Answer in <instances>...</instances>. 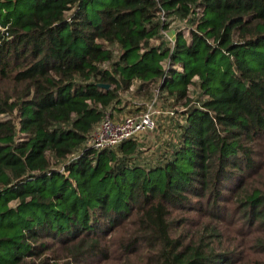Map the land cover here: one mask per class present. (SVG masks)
<instances>
[{
  "label": "trees",
  "instance_id": "obj_1",
  "mask_svg": "<svg viewBox=\"0 0 264 264\" xmlns=\"http://www.w3.org/2000/svg\"><path fill=\"white\" fill-rule=\"evenodd\" d=\"M23 1L0 0V264H263L264 0H122L98 24L92 0L16 16ZM162 11L192 30L170 57L183 71L162 66ZM136 83L186 101L154 162L137 140L88 145ZM194 211L199 233L180 232Z\"/></svg>",
  "mask_w": 264,
  "mask_h": 264
},
{
  "label": "rangeland",
  "instance_id": "obj_2",
  "mask_svg": "<svg viewBox=\"0 0 264 264\" xmlns=\"http://www.w3.org/2000/svg\"><path fill=\"white\" fill-rule=\"evenodd\" d=\"M122 2V0H92V2L89 5L88 11H89V19L94 23V24H98L100 23V15L99 12L107 7H111V6H115L118 3ZM32 4L33 1L32 0H25L21 3H19L16 6V16L20 15V14H24L29 12L32 9ZM71 14V13H70ZM15 16V17H16ZM176 24V25H175ZM169 30L168 32H170V35L174 36L176 35V29H180L183 25V23H179L178 21V25L177 23H175ZM185 28V27H184ZM185 30V29H183ZM174 31V32H171ZM188 42H190V37L191 34H189L188 36ZM238 38H236L235 40L237 41ZM212 42V41H211ZM258 55L254 58V67H257L258 65H264V46H262L260 48V50L258 51ZM229 59V58H228ZM245 59L247 61H249L248 56H245ZM204 61V59H203ZM227 63V61H226ZM212 67L215 69L217 68L216 65H212ZM137 90V89H136ZM149 92L147 91H142V92H137L134 90H130L129 92H124L121 94V103L119 104V108L121 106L122 110H130L128 113H123V114H127V115H123L124 116H132V115H136L139 114L141 111H143L146 107V105L148 103H151V101L156 98V103L154 104V111H156V118H157V124H156V129L152 132V134H141L140 136H138V138L136 139L137 142L139 143L140 146V153L138 155V158L140 157V160H144V161H148V160H153L157 161L161 158V155L164 153L163 149L166 145V143L168 142V140L170 141V139L172 138V132L171 130H163L164 134H154L157 133L158 129H159V124L162 118H164V120H166V122H164L163 125H167L168 122L167 120H171L174 118H177V116L180 117V115L184 112L185 110V105L184 103L186 101H182L179 103H175L174 101H172L171 99H169V97L166 94H157L155 93L154 96L149 97ZM155 97V98H154ZM202 96L199 93V89L197 87V85L195 84L194 88H192L189 92V98L197 101V99L201 98ZM124 106V107H123ZM118 110V108L116 109ZM173 110L174 112H176L175 116H170L167 114V112ZM110 112V111H109ZM120 112V111H117ZM112 115V118L114 119L115 115L113 114V111L110 112ZM5 119H9L10 116H4ZM162 127V125H161ZM146 138L145 140H143V137ZM165 136H167V138H165ZM156 137L159 138H164V142L159 144V141ZM148 138V139H147ZM166 140V141H165ZM158 142V143H157ZM165 155V154H164ZM138 158L135 160L137 161ZM150 162V161H149ZM9 206L11 208H16L18 206L17 202H11L9 204ZM199 211H194L191 213V219L188 220L187 222L184 223V227L183 229L181 228L180 232H183L187 235H196L199 233L200 231V222H201V217L199 218L197 213ZM185 213H181V212H177L175 214V216H177L176 218L182 222L183 224V219L186 217ZM225 228H233V223L230 224L227 223L226 225H224ZM238 239V236L234 235V234H227L226 235V246H229L232 242L236 243L235 240ZM262 263L264 264V261H262Z\"/></svg>",
  "mask_w": 264,
  "mask_h": 264
},
{
  "label": "built area",
  "instance_id": "obj_3",
  "mask_svg": "<svg viewBox=\"0 0 264 264\" xmlns=\"http://www.w3.org/2000/svg\"><path fill=\"white\" fill-rule=\"evenodd\" d=\"M196 11L202 15L203 9L200 7L196 8ZM161 18L162 24H167V29L164 27L160 30V36L163 38L167 45V50L169 57L162 63L164 70L169 71L171 67L177 69L178 71H183V68L179 65H171L170 57L174 51L175 44H176V36L178 33L182 32L185 39L188 41V35L191 34V29L189 28L188 24L184 21L179 19L171 20L166 18V14L162 11L159 13ZM183 23L180 29H176L175 37L170 35L168 30L177 23ZM176 25V24H175ZM185 27V28H184ZM0 29L2 27L0 26ZM185 29V30H183ZM3 30V29H2ZM174 32V31H171ZM192 37V36H191ZM190 37V40H191ZM194 81H198V78L195 77ZM194 87L189 88L190 90ZM132 90V88L130 89ZM157 94L160 93L159 88L156 89ZM155 98V97H154ZM156 103L153 99L151 103H148L143 111L139 114L132 115V116H124L120 120H115L112 118L110 112L106 114V116L101 120V122L95 127L93 130L91 137L89 139L88 145L94 148L96 151H103L107 149H113L118 147L121 143L126 140H136L138 136L144 133L153 132L156 129L157 118H156V111H154V104ZM186 110V108H185ZM184 110V111H185ZM170 116H175L176 112L173 110L167 112Z\"/></svg>",
  "mask_w": 264,
  "mask_h": 264
},
{
  "label": "crops",
  "instance_id": "obj_4",
  "mask_svg": "<svg viewBox=\"0 0 264 264\" xmlns=\"http://www.w3.org/2000/svg\"><path fill=\"white\" fill-rule=\"evenodd\" d=\"M164 62H165V60H164ZM192 87H194L195 85H191ZM190 86V87H191ZM137 87H138V84L136 83L133 87H132V90H134V91H136V89H137ZM189 87V88H190ZM198 87V86H197ZM199 89V88H198ZM131 90V91H132ZM155 92H156V90H155ZM155 92H154V94H155ZM154 94H152V96H154ZM124 107V106H123ZM118 108V110H116ZM122 110V108H121V106H120V108H119V105H116L115 107H114V109H113V114L115 115V117H114V119L117 121V120H120L122 117H123V115H127V114H123V113H128L130 110H128V112H127V110H123V111H121ZM117 111H120V112H117ZM164 122H166V120H164V118H162L161 119V121H160V124H159V129H158V131H157V133H154V134H164V132H163V130H171V132H172V138L170 139V141L168 140V142L166 143V145H165V147H164V149H163V152H167V150H168V147L169 146H171V145H173L172 143H176L177 141H178V136H179V134H181V126L183 125V123H184V119H183V117L180 115V117L179 116H177V118H174V119H171V120H167V122H168V124L167 125H163L164 124ZM161 125H162V127H161ZM144 134H152V132H148V133H144ZM143 137V140H145L146 138H144V136H142ZM158 140H160L159 141V144H158V146L160 145V143L162 142H164V138H159V137H156ZM165 138H167V136H165ZM148 139V138H147ZM166 141V140H165ZM158 143V142H157Z\"/></svg>",
  "mask_w": 264,
  "mask_h": 264
},
{
  "label": "water",
  "instance_id": "obj_5",
  "mask_svg": "<svg viewBox=\"0 0 264 264\" xmlns=\"http://www.w3.org/2000/svg\"><path fill=\"white\" fill-rule=\"evenodd\" d=\"M103 88L109 89L108 85H102Z\"/></svg>",
  "mask_w": 264,
  "mask_h": 264
}]
</instances>
